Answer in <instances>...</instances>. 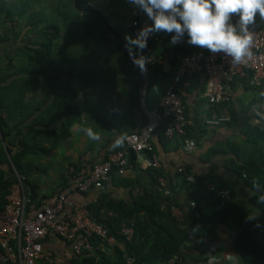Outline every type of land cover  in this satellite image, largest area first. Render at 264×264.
Here are the masks:
<instances>
[{
    "label": "crops",
    "instance_id": "0c3cea01",
    "mask_svg": "<svg viewBox=\"0 0 264 264\" xmlns=\"http://www.w3.org/2000/svg\"><path fill=\"white\" fill-rule=\"evenodd\" d=\"M77 2L0 0V5L7 8L4 14L12 12L16 22L23 26L31 24V29L36 25L37 30L45 28L50 22L60 25L62 13H70L66 22L69 16L76 23L81 22L84 16L86 21L82 34L89 37L93 31L92 24H99L91 15H87L90 11L80 9ZM110 3L90 0L89 6L105 16L116 34L111 33L106 37L102 30L100 37L88 39L84 48L77 41V47L71 43L72 46L65 49L64 39L57 38L55 43L60 47H56L52 56L42 65L45 71L39 76L37 97L28 94L23 101V108L27 110L23 124L9 130V149L5 148L7 156L23 150L20 146L23 142L33 145L40 152V158L34 160V165L24 169L23 173L24 181L27 180L28 184L27 195L33 203L54 206L57 195L71 183L74 174L88 173L111 153L123 150L124 141L122 145L114 146L117 137L140 131L146 122L137 101L138 80L133 71L128 70L127 59L128 52H136L139 48L132 22L135 19L142 22L150 20L132 3L130 6L119 4L116 10L121 17L114 13V19L110 20L106 15L112 10L109 9L112 7ZM21 12L23 17L19 16ZM126 16L131 19H125ZM237 19L233 14V21ZM262 25V19L257 14L252 28ZM28 31L25 28L24 34ZM11 38L15 40L14 33ZM161 38L157 40L155 35L154 48L149 44L145 48L150 50L148 56L160 60V63H155L160 68L157 73L160 79L150 87L148 85L147 104L150 108L159 106L177 73L181 56L193 53L205 55L208 52L204 48L189 45L187 35L176 44L171 43V35L165 34ZM167 45L178 49L167 50ZM186 48L191 52L182 51ZM64 53L71 57V63L67 67L69 70L61 72L58 66ZM250 78L251 74L247 73L237 76L232 83H223L226 97L214 106L209 104L207 98V76L197 74L182 80L176 85V92L184 104L188 130L186 136L170 139L162 129L154 135L159 169L147 168L134 157L131 159L129 154L131 165L125 170H115L108 186L95 185L86 193H73L67 198L64 206L66 214H73L78 207L87 208L97 224L109 223L111 230L119 233V236L120 229L127 224L122 222L130 213V224L136 219H148V215L157 217L148 207L154 201L159 202L161 210L172 214L178 226L184 225L185 234H181L183 240L175 233L177 226L172 221L166 226L169 228L168 237H176H173L176 243L168 240L176 248L172 258L165 261L158 259L159 254L153 256L151 247L141 249L140 253L134 243L132 249L124 238L117 240L115 236H112L115 239L113 242L94 236L90 242L93 249L84 250L81 255L75 253L72 241L49 236L43 242L44 252L58 256L61 264H142L149 257V261L153 260L152 263L147 262L149 264H207L209 259L220 260L215 264H243L234 249L235 237L230 226L206 223L199 229H193L185 224L188 214L195 213L204 220L214 210L232 201L248 203L254 190L249 189L246 183L256 181L264 174V83L254 86ZM70 83L73 85L69 86ZM35 109L38 111L34 112ZM222 115L229 116L230 121L218 127L208 123L210 119ZM88 128L99 139H90L85 131ZM189 140L195 143L192 150L187 147ZM2 141L5 147L3 138ZM179 169H183L184 173H179ZM0 170L12 176L7 161H0ZM16 177L22 180L18 174ZM160 178L167 180L166 188L160 186ZM209 186L229 190L230 201L222 205ZM191 202H195L194 207ZM89 205L94 211L91 212ZM251 209L254 218L264 224V212L254 207ZM174 210H179L182 216L175 218ZM33 215L34 211L31 210L29 216ZM161 221H165V218ZM209 235L215 239L205 242V239H210ZM259 239L264 242V230ZM13 246L17 251L18 244L13 243ZM222 257L224 260H221ZM39 264H47V261L42 259Z\"/></svg>",
    "mask_w": 264,
    "mask_h": 264
},
{
    "label": "built area",
    "instance_id": "2783aa9c",
    "mask_svg": "<svg viewBox=\"0 0 264 264\" xmlns=\"http://www.w3.org/2000/svg\"><path fill=\"white\" fill-rule=\"evenodd\" d=\"M262 22L261 27L253 28V39L249 49L251 54L246 55L239 63H233L230 57L223 53L213 54L209 51L205 55L193 53L181 56L173 82L165 91L159 106L155 108H150L147 104L148 83L145 81L138 92V103L146 118L141 130L127 134L124 137L125 148L111 153L104 163L94 165L88 173L74 174L71 183L57 195L54 206L31 202L22 181L19 180L14 184L7 194L6 205L0 209V244L6 252V254L0 252V264H39L42 259H45L47 264H61L58 256L44 252L42 240L49 236L74 241V251L77 255H81L84 250L93 249L90 243L91 236L113 242L114 237L109 236L108 230L91 218L87 208L78 207L73 214L65 213L64 206L68 196L73 193H86L95 185L108 186L113 170L128 168V154L131 151L146 167L159 169L160 162L153 144L156 132L163 129L167 138L186 136L187 133L184 104L176 92V85L182 80L197 74L207 76L209 80L207 98L212 106L221 103L226 97L223 83H232L237 76L250 73V83L261 86L264 83V20ZM146 25H150V21H135L131 26L138 36L139 31ZM154 37L155 33L151 34L147 44L154 40ZM149 52L150 50L139 47L136 53H129L128 60L137 66L134 61L143 56L148 61L147 68L156 62L160 63L156 57L148 56ZM229 121V116L222 115L210 119L208 123L218 127ZM187 147L192 150L195 143L189 140ZM179 172L183 173L184 170L179 169ZM159 183L162 188H166L168 184L164 178H160ZM208 188L221 200L222 205L230 201L229 190L217 189L215 186ZM191 206L194 207L195 202H191ZM31 210L34 211L32 217L29 216ZM176 210L173 211V216L179 218L182 213ZM120 235L126 242L131 243L134 240V229L129 225H123ZM208 240L210 239H205V242ZM13 243L18 244L17 251L14 250ZM211 260L213 264L220 262L218 259ZM221 260L224 258L222 257Z\"/></svg>",
    "mask_w": 264,
    "mask_h": 264
},
{
    "label": "trees",
    "instance_id": "16d2710c",
    "mask_svg": "<svg viewBox=\"0 0 264 264\" xmlns=\"http://www.w3.org/2000/svg\"><path fill=\"white\" fill-rule=\"evenodd\" d=\"M89 4L90 0H78L77 2V5L80 9H87L90 11L87 15H91L93 20L98 22L99 26L92 24L93 30L98 29L101 30V32L104 30V35L106 37L111 33L116 34V30L109 25V22L105 16L95 9L90 8ZM5 10H7V8L5 9V6L0 5V161H7V163L10 165L12 176L7 175L4 171L0 170V209H3L7 203L5 195L10 192V188L14 184L19 182V179L16 177L17 174L20 178H22V181L25 184V189L27 192H29L27 189V180L24 181L23 178L24 169L30 168L34 165L33 159L40 158V152L35 149L33 145L27 142L20 143V146L23 147V150H21L19 153L16 155H11L10 157L7 156L8 154H6L7 151L5 148L7 147L9 149V143L7 141V137L10 134L9 130L23 124L27 115V110L23 108V101L26 100V96L28 94H32L33 96L37 97V91L39 89L38 83H40L39 76L45 71V68L42 69V65L48 57L52 56V52L55 50V48L60 47L59 44L55 43V40L70 33L69 31L66 33L65 30H62L61 24L65 23L68 27L73 24V28L76 29V32H74L76 38L75 36L74 38L67 37L68 40L64 45L65 49H67L72 46L71 43L74 44L73 47H77L76 43L80 38L78 31H82L84 29L83 24L86 21L85 17L83 16L81 17V22H71L72 20L69 16V19L66 22L68 17L67 15L70 13H62V18H60L62 19V22L60 25L56 22H50L45 28L37 30L38 27L36 25H34L35 28L31 29L29 28V26H32L31 24L23 26L19 22H16V17L13 18L14 15L12 12L4 14L3 12ZM59 13L60 11H58V14ZM22 14L23 12H21V14L19 13V16L23 17ZM135 21L142 22L140 19H135L133 22ZM14 22L18 25H14ZM25 28H27V30L29 29L27 34H24ZM12 33H14L16 36L14 41H12L11 38ZM165 34L166 33L163 31L155 33L156 37H158L157 40L162 39L161 37H163ZM152 41H150L148 44L153 49L155 40L153 42ZM171 47L172 45H167L166 49H178ZM182 51L191 52L190 50H187V48ZM66 53H68L67 50ZM66 53H64V58L58 66V70L61 72L69 70L67 67L71 63V57H69ZM50 60L51 67H53L55 65L53 57ZM127 66L128 70L133 71L138 80V101V92L143 87L145 81L150 87L157 81V79H160L159 75L157 74L159 73L158 69L160 68L158 65L154 64L147 68L146 73L142 74L140 68L135 66L133 63L131 64L128 59ZM71 77H73V74ZM72 85L73 83H70L69 86ZM73 90L76 92V89L73 88ZM37 111L38 109L34 110V112ZM34 112L32 111V113ZM186 130L188 129L186 128ZM2 138L5 141V147H3ZM32 152H34V154L32 156L29 155L32 154ZM130 156L131 159L134 157L136 160V155L134 152L131 151ZM263 176L264 174L260 177V179L256 181H248L246 183L249 189L252 191L254 190V194L250 196L248 203H237L232 201L226 204L223 208L214 210L213 214L205 217L206 220L199 219L195 213L188 214L185 226L193 229H199L203 224L206 223L212 225L230 226L235 237L234 249L240 260H242L243 264H264V242L259 239L260 234L264 230V224L252 217L253 213L251 209V207H254L256 210L264 212V201L260 199L261 197H264ZM202 193L205 196L207 195L204 192ZM88 208L92 212L93 209L90 205ZM148 209L151 213H156L157 217L148 215V219H136L133 221L134 223L132 222L133 224H130L132 218L130 213L129 216L124 219V222H122L127 223L126 225L131 226L135 230L133 242L126 244H129L133 249L132 244L134 243L138 250H140V253H142L141 249L151 247L154 253L153 256L155 253L159 254L158 259L165 261L166 259L172 258L171 256L176 253V251H174L176 248H174L172 242L168 243V240L176 243L174 239L176 237L175 235L173 236L174 238L172 236H170V238L168 237L167 231H169V228L166 227L167 224L172 221L177 226L175 228V233L182 240L183 238L181 234H185V230L183 228L184 225L178 226V222L172 218V214L162 211L161 204L157 201H154L152 205H149ZM138 212L141 213V210ZM162 218H165V221H161ZM103 224L107 227V229H109L110 236H115L117 240H123V237L119 236V233L111 230L109 223L104 222ZM121 230L122 228L120 231ZM209 237L210 240H213L214 238L210 235ZM44 240H42V243ZM149 242L151 243L149 244ZM0 250L6 254L3 249L0 248ZM150 259L151 257L144 259L142 264L152 263L153 260L149 261Z\"/></svg>",
    "mask_w": 264,
    "mask_h": 264
},
{
    "label": "clouds",
    "instance_id": "9594fccd",
    "mask_svg": "<svg viewBox=\"0 0 264 264\" xmlns=\"http://www.w3.org/2000/svg\"><path fill=\"white\" fill-rule=\"evenodd\" d=\"M129 2L152 21L138 33L136 43L141 49L147 47V39L151 34L163 31L171 35L172 44L182 41L187 35L189 45L204 48L213 54L223 53L230 57L233 63H239L246 55L251 54L249 49L254 33L252 26L255 25L257 14L264 20V0H129ZM233 14L238 17L235 21ZM136 52H128V55ZM147 62L143 56L134 61L142 74L147 71ZM85 131L90 139H99L91 128ZM123 141V136L117 137L114 146L122 145ZM136 161L143 164L138 161L137 156ZM260 199L264 201V197ZM93 237H90V242ZM209 264H213L211 259Z\"/></svg>",
    "mask_w": 264,
    "mask_h": 264
},
{
    "label": "rangeland",
    "instance_id": "374dc122",
    "mask_svg": "<svg viewBox=\"0 0 264 264\" xmlns=\"http://www.w3.org/2000/svg\"><path fill=\"white\" fill-rule=\"evenodd\" d=\"M9 1H11V2H13L14 0H9ZM112 1H114V3H110V1L109 0H105V3L107 2V3H110L111 4V6L112 7H109V9H112V10H110L106 15H107V17L110 19V20H113L114 18H113V14L115 13V15H117V17H121V15L119 14V12H117V10H116V8L118 7V5L119 4H124V6H127V4H128V6H130L131 5V3H129L128 2V0H112ZM73 16H74V14H73ZM89 17H90V15H88ZM125 19H131L129 16H126L125 17ZM74 21H76V20H73V21H71V22H74ZM21 23H24L23 21L21 22ZM13 24H15V22L13 23ZM74 27V25L73 24H71V26L70 27H68L67 26V24H65V23H63V24H61V29L62 30H65V32L67 33V31H69L70 33H68V34H66L64 37H61V38H63L64 39V44H66V41L68 40V38H74V36H75V38H76V35H75V33L74 32H76V29L75 28H73ZM73 30V31H72ZM83 33V31H78V33L80 34L79 35V40H78V43H79V45L82 47V48H84L85 46H86V44L88 43L87 41H88V39H92V38H96V39H98L99 37H100V35H101V30H98V29H95V30H93V31H91V35L89 36V37H87V36H85V35H83L82 33ZM68 37V38H67ZM73 40V39H72ZM16 64V63H15ZM33 160H38V159H33Z\"/></svg>",
    "mask_w": 264,
    "mask_h": 264
}]
</instances>
